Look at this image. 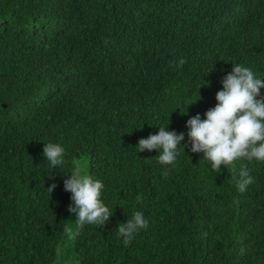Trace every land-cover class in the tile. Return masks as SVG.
<instances>
[{"label": "trees", "instance_id": "16d2710c", "mask_svg": "<svg viewBox=\"0 0 264 264\" xmlns=\"http://www.w3.org/2000/svg\"><path fill=\"white\" fill-rule=\"evenodd\" d=\"M236 63L264 76V0H0V264H264V162L215 172L135 145L168 121L186 134ZM50 141L65 149L52 169ZM74 167L104 183L101 226L67 210ZM137 210L148 227L125 244Z\"/></svg>", "mask_w": 264, "mask_h": 264}, {"label": "clouds", "instance_id": "9594fccd", "mask_svg": "<svg viewBox=\"0 0 264 264\" xmlns=\"http://www.w3.org/2000/svg\"><path fill=\"white\" fill-rule=\"evenodd\" d=\"M100 59L88 60V70ZM183 63L181 59L180 64ZM144 72L141 67L132 66L130 69L133 76H141ZM220 84L222 87L215 93L216 103L205 110L204 118H201L200 113L187 118L186 134L184 131L169 130L168 121L166 125L157 126L154 134L139 138L135 144L138 151L155 149L159 153L157 160L160 164L174 165L181 147L184 152L187 148L192 153H202V157L215 172L220 171L221 165H234L241 159L264 162V93L261 91L264 89V76L260 77L252 68L236 63L222 76ZM179 112L186 114L187 108ZM42 155L51 169L65 162V149L60 143H43ZM67 173L63 181L64 189L71 193V203L67 210L74 214L76 224L101 226L107 222L112 210L101 199L105 187L103 181L79 167H74ZM234 179L235 186L241 193L254 182V177L245 166L240 167ZM55 187L53 180L47 187L49 193ZM147 227V218L142 211L137 210L130 219L118 225L117 236L122 237L127 244L138 231Z\"/></svg>", "mask_w": 264, "mask_h": 264}]
</instances>
